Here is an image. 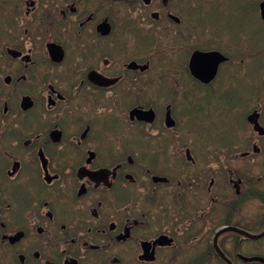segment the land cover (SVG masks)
I'll return each mask as SVG.
<instances>
[{
    "label": "flooded vegetation",
    "instance_id": "obj_1",
    "mask_svg": "<svg viewBox=\"0 0 264 264\" xmlns=\"http://www.w3.org/2000/svg\"><path fill=\"white\" fill-rule=\"evenodd\" d=\"M182 8L0 0V264H228L218 230L262 231L244 212L264 206L263 137L246 159L198 136L213 89L189 60L209 45ZM260 241L217 245L262 264Z\"/></svg>",
    "mask_w": 264,
    "mask_h": 264
},
{
    "label": "rangeland",
    "instance_id": "obj_2",
    "mask_svg": "<svg viewBox=\"0 0 264 264\" xmlns=\"http://www.w3.org/2000/svg\"><path fill=\"white\" fill-rule=\"evenodd\" d=\"M216 8L217 7L213 6L209 9H204V8L198 9L199 14L204 15V13H206L204 18L202 19L203 27L209 28L215 33L219 32V33H223L224 35L226 34L231 39L237 38L241 33L242 27L239 25L238 17L236 15H234V13L232 12L233 10H230L229 3L228 2L225 3V7H224L223 11L215 10ZM249 34L251 35V40L248 41V45L250 47L256 46L258 37L264 38L263 32H259L257 34H254L252 32V30H249ZM218 43L221 44V41L219 40ZM228 49L232 52V54H231L232 58L242 56V48L241 47L237 46L235 48H232L231 46H229ZM185 59H186V55L183 54L180 57V60L184 63ZM260 63H261L260 57H256V56L253 57L246 64L245 69H246L247 75L249 73H251L255 69V67ZM230 70H231V68L228 69V72H230ZM241 77H242V71L235 78L240 79ZM224 79H226V78H224ZM234 84H235V81L232 79L225 80L223 82V87L226 90L227 88H229L230 86H233ZM236 84H237V88H230L226 91V93L230 97L235 98V99L238 98L239 96H241L240 94L247 91L246 82L238 81ZM255 88H257V89L264 88V81H257L255 84ZM198 89L201 90V87H199ZM211 93L216 95L218 93V90L215 89V90L211 91ZM256 97L260 98L259 95H257V94H256ZM258 100L264 101V97L260 98ZM240 102L244 103V100L240 99ZM261 104H262V106H264V102H261ZM263 118H264V110H263ZM211 126L216 128L212 124H211ZM231 131H232V129L229 128L226 130V132L224 134L222 128H220V124H218L217 128H216V132L213 135V137H214V139H220L223 136V138L226 140ZM247 146H248V144L244 147V150H246ZM256 161L257 160H255V162ZM251 162H250L251 165L255 164V162H252V163ZM246 206L248 207L247 209H245V212H244L246 221H248L250 219H254L257 213L264 211V206H263V204H261V202L248 200L246 203ZM247 249H248V246L246 244L245 250H247Z\"/></svg>",
    "mask_w": 264,
    "mask_h": 264
},
{
    "label": "water",
    "instance_id": "obj_3",
    "mask_svg": "<svg viewBox=\"0 0 264 264\" xmlns=\"http://www.w3.org/2000/svg\"><path fill=\"white\" fill-rule=\"evenodd\" d=\"M259 10H260V16L264 21V2L260 4ZM223 60L225 59L217 52H212V53L195 52L190 61V69L192 74L196 76L201 82L208 83L213 78L218 63ZM234 230H235L234 228H225L218 234L225 231H234ZM240 233L250 239H259L264 235V232L261 235H257V236H252L244 232H240ZM217 252L222 256V254L218 250Z\"/></svg>",
    "mask_w": 264,
    "mask_h": 264
},
{
    "label": "trees",
    "instance_id": "obj_4",
    "mask_svg": "<svg viewBox=\"0 0 264 264\" xmlns=\"http://www.w3.org/2000/svg\"><path fill=\"white\" fill-rule=\"evenodd\" d=\"M230 4V10H233V13H237L239 22H242L244 24V27L247 28L250 26L249 29L254 30L256 28V32H263L264 33V26L262 24L254 23L250 24V21L252 19V16L254 14V17L256 18V12H257V0H225ZM256 9V10H255ZM252 22V21H251ZM258 27V29H257ZM259 30V31H258ZM255 32V30H254ZM264 44V41H263ZM262 46V42H261ZM264 46V45H263ZM257 56H264V52L262 51V47H260V50L257 52ZM243 57V56H242ZM252 57H255V54L252 52ZM264 60V59H263ZM236 67V66H235ZM233 67V68H235ZM232 78V77H230ZM233 79V78H232Z\"/></svg>",
    "mask_w": 264,
    "mask_h": 264
}]
</instances>
